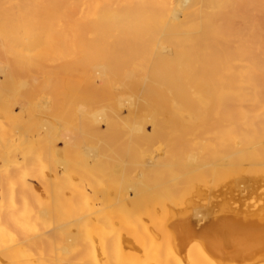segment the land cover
Here are the masks:
<instances>
[{
    "label": "bare ground",
    "instance_id": "obj_1",
    "mask_svg": "<svg viewBox=\"0 0 264 264\" xmlns=\"http://www.w3.org/2000/svg\"><path fill=\"white\" fill-rule=\"evenodd\" d=\"M103 1L0 0V264L255 257L264 0Z\"/></svg>",
    "mask_w": 264,
    "mask_h": 264
},
{
    "label": "rangeland",
    "instance_id": "obj_2",
    "mask_svg": "<svg viewBox=\"0 0 264 264\" xmlns=\"http://www.w3.org/2000/svg\"><path fill=\"white\" fill-rule=\"evenodd\" d=\"M90 1V0H89ZM97 2L98 3V1L100 2V0H92V2H89L90 3V5H89V7L91 8V6H92V4L94 3V2ZM102 2H104L103 0H101ZM168 1V0H167ZM174 1H176V0H174ZM95 2V6H96V3ZM170 2V1H169ZM101 3V2H100ZM100 3H98V6H99V4ZM151 4H152V6H154L153 5V3H150V6H151ZM100 6H102V3H101V5ZM99 6V7H100ZM151 6V9H152V11H153V7ZM156 6V5H155ZM154 6V7H155ZM158 6V5H157ZM157 6H156V8H157ZM171 6H174V4H173V2H172V4H171ZM93 7V6H92ZM98 7L96 6V7H94V8H92V13H86L87 11H88V9H86L85 10V12H83V13H86V15L88 14L89 16L88 17H86V18H95L94 17V12L96 11V9H97ZM148 8H150V7H148ZM155 8V9H156ZM161 7H158L157 9H156V13H158V9H160ZM253 8L252 7H249V8H246V9H242V10H237V12H241V13H244V12H246V11H248V10H252ZM93 10H95V11H93ZM98 10V9H97ZM88 12H90V11H88ZM155 12V11H154ZM95 20V19H94ZM94 20H92L93 22H95L96 23V20L94 21ZM87 21H88V19H87ZM188 23H187V25L188 24H190L189 26H191L192 24H194L195 23V21H193L192 19H190L189 21H187ZM193 26V25H192ZM61 30V29H60ZM0 81H4L3 80V78L2 77H0ZM13 80H10V81H8V83L9 82H12ZM70 117H68L67 119H69ZM70 120H73V118H70ZM231 120L228 122V120H227V122L226 123H224V124H226L227 126L228 125H232L233 124V121L231 122ZM228 123V124H227ZM228 127H230V126H228ZM104 129V131L106 130V125L105 124H103L102 125V130ZM152 127H150V126H147L146 127V132L147 133H152ZM120 133H122L123 131L121 130V129H119L118 130ZM9 136L7 135V138H8ZM152 145V146H151ZM150 146H151V148H154V149H156V147L158 146V145H156V147L155 146H153V145H155V144H151ZM59 146V148L61 149V150H63L64 149V145L63 144H59L58 145ZM149 146V147H150ZM238 146V145H237ZM237 146H232L231 148H225L226 149V152H225V154L226 155H228V154H230V152L232 151L231 149H233V153H235V154H232V156H231V154H230V160H232L231 158H235L234 159V161L236 160V158L238 159L239 158V153H238V151H240V149L242 148V147H244L243 149L245 150V149H247V146L246 145H243L242 146V144H241V146L239 145L238 147ZM239 148V149H238ZM150 151H152V150H154V149H150V148H148ZM224 149V150H225ZM234 149H238V151H236V150H234ZM228 150V151H227ZM237 156V157H236ZM248 172H246V177H250L248 174H247ZM230 177V178H229ZM229 178V181H227L226 179H228ZM222 181H224V183L221 181V178H219L218 180V183H216V184H218V185H223V184H230V183H232L233 182V180H234V178H233V180H232V176L231 175H228L227 176V178H225V177H222ZM225 180L227 181L226 183H225ZM219 182H221V184H219ZM219 186V187H220ZM239 192V193H238ZM242 192H240V191H230V190H228L222 197L220 196V197H215V198H213V202L217 205V207H215V209L216 210H219V208H221V207H225V206H229V207H232V208H234V209H236V210H242V211H254V210H258V209H264V192H255V193H249V192H243L242 194H241ZM245 193V194H244ZM239 194V195H238ZM241 194V195H240ZM226 195V196H225ZM244 195V196H243ZM263 195V196H262ZM230 196V197H229ZM253 196V197H252ZM242 199H241V198ZM254 198V199H253ZM219 199V200H218ZM218 200V201H217ZM221 200V201H220ZM224 200H226L225 202H224ZM227 200H229V202L227 201ZM251 200V201H250ZM220 201V202H219ZM248 201V202H247ZM261 201H262V203H261ZM224 202V203H223ZM252 202V203H251ZM254 202V203H253ZM231 203V204H230ZM237 203V204H236ZM248 205H247V204ZM222 204H223V206H222ZM239 204V205H238ZM250 204V205H249ZM256 204V208H258V209H256L255 208V205ZM235 205H237V206H235ZM247 205V206H246ZM262 207H261V206ZM244 206H246V208L244 207ZM258 206V207H257ZM253 208V209H252ZM215 210V211H216ZM195 223L197 224V219H196V221H195ZM262 253V254H261ZM264 249H263V251L261 252V251H259V253L255 256V257H251V258H246V259H244V260H238V259H234L233 258V254H232V248H226L225 249V254H223V255H217V256H215L214 255V258H215V260L216 261H219L220 263H222V264H264ZM222 254V253H221ZM258 257H261V258H259V259H257ZM232 258V259H231ZM254 259H255V262H254ZM227 261V262H226ZM232 261H234V262H232ZM261 262H263V263H261Z\"/></svg>",
    "mask_w": 264,
    "mask_h": 264
}]
</instances>
